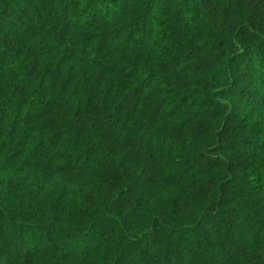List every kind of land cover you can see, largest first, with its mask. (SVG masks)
<instances>
[{
	"label": "trees",
	"instance_id": "16d2710c",
	"mask_svg": "<svg viewBox=\"0 0 264 264\" xmlns=\"http://www.w3.org/2000/svg\"><path fill=\"white\" fill-rule=\"evenodd\" d=\"M0 264H264V0H0Z\"/></svg>",
	"mask_w": 264,
	"mask_h": 264
}]
</instances>
